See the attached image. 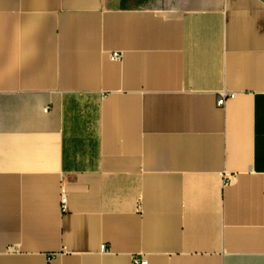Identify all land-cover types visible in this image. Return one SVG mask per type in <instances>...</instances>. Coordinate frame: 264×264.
I'll return each mask as SVG.
<instances>
[{
	"label": "crops",
	"instance_id": "0c3cea01",
	"mask_svg": "<svg viewBox=\"0 0 264 264\" xmlns=\"http://www.w3.org/2000/svg\"><path fill=\"white\" fill-rule=\"evenodd\" d=\"M134 258L264 264V2L0 0V264Z\"/></svg>",
	"mask_w": 264,
	"mask_h": 264
},
{
	"label": "built area",
	"instance_id": "2783aa9c",
	"mask_svg": "<svg viewBox=\"0 0 264 264\" xmlns=\"http://www.w3.org/2000/svg\"><path fill=\"white\" fill-rule=\"evenodd\" d=\"M121 53L120 52H114L111 54V59L112 60H119L121 58ZM234 97V94H229V93H226V92H221L219 93V96L217 98V106L218 107H223L226 103V101L230 98H233ZM62 210L65 209L66 207V199L64 197H62ZM105 248V246L103 247V249ZM133 263L134 264H147V262L145 260H142V261H138L134 258L133 260Z\"/></svg>",
	"mask_w": 264,
	"mask_h": 264
},
{
	"label": "water",
	"instance_id": "95a60500",
	"mask_svg": "<svg viewBox=\"0 0 264 264\" xmlns=\"http://www.w3.org/2000/svg\"><path fill=\"white\" fill-rule=\"evenodd\" d=\"M261 1H263V2H264V0H261Z\"/></svg>",
	"mask_w": 264,
	"mask_h": 264
}]
</instances>
